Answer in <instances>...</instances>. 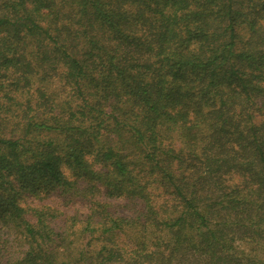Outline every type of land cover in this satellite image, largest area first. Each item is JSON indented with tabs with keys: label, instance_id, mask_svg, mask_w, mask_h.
<instances>
[{
	"label": "trees",
	"instance_id": "trees-1",
	"mask_svg": "<svg viewBox=\"0 0 264 264\" xmlns=\"http://www.w3.org/2000/svg\"><path fill=\"white\" fill-rule=\"evenodd\" d=\"M0 264H264V0H0Z\"/></svg>",
	"mask_w": 264,
	"mask_h": 264
}]
</instances>
